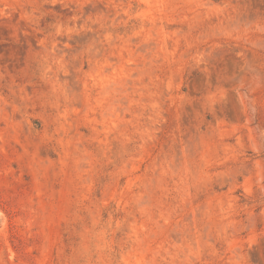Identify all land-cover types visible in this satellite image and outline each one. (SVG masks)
I'll return each mask as SVG.
<instances>
[{"label":"rangeland","instance_id":"obj_1","mask_svg":"<svg viewBox=\"0 0 264 264\" xmlns=\"http://www.w3.org/2000/svg\"><path fill=\"white\" fill-rule=\"evenodd\" d=\"M0 264H264V0H0Z\"/></svg>","mask_w":264,"mask_h":264}]
</instances>
